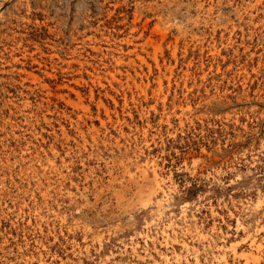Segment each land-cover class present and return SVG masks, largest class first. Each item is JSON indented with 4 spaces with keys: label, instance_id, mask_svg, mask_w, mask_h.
Masks as SVG:
<instances>
[{
    "label": "rangeland",
    "instance_id": "374dc122",
    "mask_svg": "<svg viewBox=\"0 0 264 264\" xmlns=\"http://www.w3.org/2000/svg\"><path fill=\"white\" fill-rule=\"evenodd\" d=\"M0 264H264V0H0Z\"/></svg>",
    "mask_w": 264,
    "mask_h": 264
},
{
    "label": "bare ground",
    "instance_id": "6f19581e",
    "mask_svg": "<svg viewBox=\"0 0 264 264\" xmlns=\"http://www.w3.org/2000/svg\"><path fill=\"white\" fill-rule=\"evenodd\" d=\"M160 31V30H159ZM162 32V31H161ZM130 37V36H129ZM126 42V41H125ZM97 50V49H96ZM136 56V55H135ZM154 56V55H153ZM117 60H119V59H117ZM156 61V60H155ZM116 62V61H115ZM114 62V63H115ZM120 62V61H119ZM188 64V63H187ZM83 66V65H82ZM122 66V65H121ZM79 67V66H78ZM120 68V67H119ZM158 68V67H157ZM114 69V68H113ZM123 70V69H122ZM147 70V69H146ZM115 71V70H114ZM79 72V71H78ZM117 72V71H116ZM128 72V71H127ZM125 73V72H124ZM202 73V72H201ZM131 74V73H130ZM113 75V74H112ZM162 75V74H161ZM132 76V75H131ZM113 77V76H112ZM111 77V78H112ZM117 78V77H116ZM92 79V78H91ZM115 79V78H114ZM117 80V79H116ZM127 81V80H126ZM154 81V80H153ZM126 83V82H125ZM135 84V83H134ZM169 84V83H168ZM130 85V84H129ZM139 85V84H138ZM134 86H136V85H134ZM142 86V85H141ZM161 87H159V89H160ZM187 88V87H186ZM129 89V88H128ZM123 90H125V89H123ZM150 90V89H149ZM77 92V91H76ZM157 92V91H156ZM166 92V91H165ZM129 93V92H128ZM127 93V94H128ZM161 93V92H160ZM131 94V93H130ZM159 94V93H158ZM160 95V94H159ZM163 95V94H162ZM72 96V95H71ZM139 96V95H138ZM156 97V96H155ZM163 97H164V95H163ZM123 98V97H122ZM160 98V97H159ZM162 98V97H161ZM90 99V98H89ZM98 99V98H97ZM116 99V98H115ZM166 99V98H165ZM113 100V99H112ZM165 101V100H164ZM159 102V101H158ZM115 103V102H114ZM166 103V102H165ZM81 104V103H80ZM156 104V103H155ZM162 104V103H161ZM164 104V103H163ZM150 105V104H149ZM152 105V104H151ZM166 105V104H165ZM154 106V105H153ZM164 106V105H163ZM162 106V107H163ZM149 107V106H148ZM151 108H152V106H151ZM142 109V108H141ZM153 109V108H152ZM121 110V109H120ZM154 110V109H153ZM142 111V110H141ZM45 112V111H44ZM107 112V111H106ZM113 113V112H112ZM115 115V114H114ZM108 117V116H107ZM122 120V119H121ZM118 121V120H117ZM147 127H149V126H147ZM143 128V127H142ZM121 132V131H120ZM150 132V131H149ZM52 133V132H51ZM78 134V133H77ZM51 135V134H50ZM82 135V134H81ZM99 140V139H98ZM44 142V141H43ZM115 142V141H114ZM44 158V157H43ZM148 158V157H147ZM153 159V158H152ZM133 160V159H132ZM144 160V159H143ZM139 161V160H138ZM151 161V160H150ZM119 162V161H118ZM147 162V161H146ZM152 162V161H151ZM155 162V161H154ZM51 163V162H50ZM49 163V165H51ZM150 163V162H149ZM55 164V163H54ZM132 164V163H131ZM150 165V164H149ZM153 165H155V164H153ZM131 166V165H130ZM157 166V165H156ZM52 165H51V169H52ZM55 167V166H54ZM141 167V166H140ZM138 168V167H137ZM148 168V167H147ZM149 169V168H148ZM157 169V168H156ZM155 171V170H154ZM27 173V172H26ZM127 173V172H126ZM142 173H144V172H142ZM129 174V173H128ZM127 175V174H126ZM130 175H131V173H130ZM129 175V176H130ZM153 175H154V178H155V180L156 181H158L159 179H158V175L156 174V172H153ZM135 176H136V174H135ZM161 178V177H160ZM161 180V179H160ZM163 183V182H162ZM159 184V183H158ZM157 186V185H156ZM160 187V186H159ZM171 190V189H170ZM150 195V194H149ZM163 195H165V194H163ZM151 196V195H150ZM158 206H159V204H158ZM167 240V239H166ZM256 244V242L255 241H252V244L253 245H255ZM186 247V246H185ZM260 247H261V245H257V247H256V249H257V251H259L260 250ZM234 252V251H233ZM236 252V251H235ZM177 258V257H176ZM256 259V258H255ZM258 261V260H257ZM166 262H168V259L166 260ZM257 263V262H256Z\"/></svg>",
    "mask_w": 264,
    "mask_h": 264
}]
</instances>
